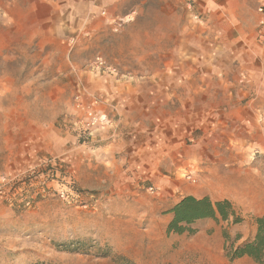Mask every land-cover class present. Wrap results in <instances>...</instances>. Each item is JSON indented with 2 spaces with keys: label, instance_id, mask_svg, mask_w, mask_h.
<instances>
[{
  "label": "rangeland",
  "instance_id": "374dc122",
  "mask_svg": "<svg viewBox=\"0 0 264 264\" xmlns=\"http://www.w3.org/2000/svg\"><path fill=\"white\" fill-rule=\"evenodd\" d=\"M234 55L195 0H0V264H258L223 250L264 214ZM218 179L243 220L169 230Z\"/></svg>",
  "mask_w": 264,
  "mask_h": 264
},
{
  "label": "crops",
  "instance_id": "0c3cea01",
  "mask_svg": "<svg viewBox=\"0 0 264 264\" xmlns=\"http://www.w3.org/2000/svg\"><path fill=\"white\" fill-rule=\"evenodd\" d=\"M205 20V25L221 40L233 45L238 58L237 65L246 68L245 79L251 81V89L243 85L240 89H227L221 96L251 97L246 105L252 104L264 91V0H195ZM210 29V30H209ZM214 92V91H212ZM219 95V94H217ZM254 103V102H253ZM256 108L258 105L253 104ZM259 110V109H258ZM193 166V165H192ZM222 180L218 186L213 181L199 189L188 191L197 197L209 196L212 200L227 198Z\"/></svg>",
  "mask_w": 264,
  "mask_h": 264
},
{
  "label": "trees",
  "instance_id": "16d2710c",
  "mask_svg": "<svg viewBox=\"0 0 264 264\" xmlns=\"http://www.w3.org/2000/svg\"><path fill=\"white\" fill-rule=\"evenodd\" d=\"M171 211L173 217L168 224V229L178 233L193 231L185 225L202 218L210 217L217 222L223 220L232 224L243 220L233 203L227 198L212 201L207 196L186 195L173 206ZM254 223L256 231L253 237L237 245L229 243V234L226 230L223 231V250L229 260L248 256L256 263L264 264V214L254 217Z\"/></svg>",
  "mask_w": 264,
  "mask_h": 264
},
{
  "label": "built area",
  "instance_id": "2783aa9c",
  "mask_svg": "<svg viewBox=\"0 0 264 264\" xmlns=\"http://www.w3.org/2000/svg\"><path fill=\"white\" fill-rule=\"evenodd\" d=\"M188 178H190L189 174L187 175Z\"/></svg>",
  "mask_w": 264,
  "mask_h": 264
}]
</instances>
